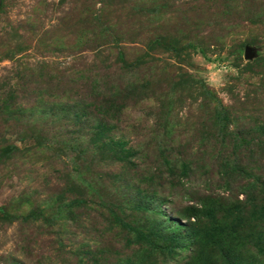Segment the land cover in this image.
Masks as SVG:
<instances>
[{
	"label": "rangeland",
	"instance_id": "rangeland-1",
	"mask_svg": "<svg viewBox=\"0 0 264 264\" xmlns=\"http://www.w3.org/2000/svg\"><path fill=\"white\" fill-rule=\"evenodd\" d=\"M248 1L233 2L238 8L228 18L221 7H212L218 4L217 0L212 3L211 0H0V90L10 86L19 90L30 86L31 90V95L20 91L15 96L13 103L21 100L25 104L19 103L21 108L13 117L0 113V207L14 218L10 223L0 216V264H79L78 260L84 262L79 253H86L85 246L97 242L95 237L88 236L92 221L81 212L83 206L74 209L73 220L68 211L57 213L47 222L21 220L33 209L48 210L49 215H54L57 203L78 195L71 189L79 175L66 173L73 163L68 147L75 142L79 147L86 145L89 135L79 127L71 131L67 118L58 120L69 110L71 100L84 92L83 82L68 81L65 72L76 74L99 57L116 59L121 47L128 60L143 53L151 54L149 60L153 66L149 63L147 70L152 73L146 82L152 91L160 94L174 90L171 100L175 105L172 118L178 130L175 135L186 144L188 138L193 139L190 136L211 131L209 124L207 127L201 123L200 83L208 84L226 104H233L238 110L242 104L237 100L256 96L259 77L253 71H246L249 59L244 53L239 55L234 51L249 39H258L264 46L262 14L253 12L256 23L248 21ZM141 5L143 10L134 9ZM103 24L114 27L113 36L99 32ZM136 30L139 35L135 34ZM157 34L180 41L190 38L199 46L182 57L177 56L149 46L150 39ZM159 57L166 60V67L160 64L156 69L155 59ZM182 74L192 75L193 87H179ZM52 78L61 84L52 82ZM156 96L144 107L127 109L122 126L116 128L118 137L125 138L129 145L139 146L140 150L154 141L153 106L159 104ZM244 124L243 127L238 120L237 125L233 123L230 127L246 129L249 120ZM41 131L45 132V145L35 139ZM13 143L23 152L12 160L2 161V147ZM190 150L198 153L192 155V161L199 168L187 185L203 192L207 188L206 180L209 178L211 182V170L202 157L210 149L200 148L194 141ZM76 159L80 164L84 160L79 156ZM108 168L98 162L93 169L104 173ZM217 168L213 161L215 180H218ZM113 169L125 171L122 166ZM205 170L210 173L207 177L200 173ZM105 179L111 183L113 177ZM166 179L169 183L172 180L168 174ZM170 200L171 205H163L168 216H177L175 211L188 203L178 189ZM186 255L187 251H183L180 260Z\"/></svg>",
	"mask_w": 264,
	"mask_h": 264
},
{
	"label": "trees",
	"instance_id": "trees-1",
	"mask_svg": "<svg viewBox=\"0 0 264 264\" xmlns=\"http://www.w3.org/2000/svg\"><path fill=\"white\" fill-rule=\"evenodd\" d=\"M217 1L218 4L212 7H221L227 17L232 18L238 8L233 2L238 0ZM247 3L250 6L248 21L256 23L253 14L256 11L264 20V8H260L264 6V0ZM134 9L141 11L143 5ZM100 27L103 36L114 35L112 25ZM139 33L135 31V34ZM171 38L165 34L154 35L149 46L181 57L199 46L190 38L182 41ZM259 41L249 39L234 50L245 56L247 45L255 48L256 56L249 60L246 71H253L259 77L256 96L237 100L242 104L238 110L235 105L226 104L208 84L198 82L203 95L201 123L209 124L211 131L190 136L193 139L188 138L186 144L175 135L178 130L172 118L175 105L171 100L174 90L160 94L152 91L146 82L152 73L147 70V66H153L149 60L151 54L143 53L128 60L121 47L116 59L99 57L76 74L65 72L68 81L83 82L84 92L71 100L67 106L69 110L58 120L67 118L71 122L67 124L71 131L79 127L89 135L86 145L83 143L84 146L79 147L75 142L68 147L73 163L69 164L66 173L79 175L71 189L78 195L57 203L54 215H49L48 210L33 209L22 216L23 223L47 222L65 211L73 220L74 209L83 206L81 212L86 214L89 222L92 221L88 236L95 237L97 242L85 246L86 253L84 250L79 253L84 261L78 260L79 264H264V50H261L264 46ZM201 52L205 53L202 46ZM155 63L156 69L161 67L160 64L166 67V60L161 57L156 58ZM90 65L92 68L89 69ZM51 80L61 84L54 78ZM194 81L192 75L182 74L179 87H193ZM2 89L0 113L13 117L24 103L21 100L13 103L15 96L20 95V91L31 95L30 86L22 90L16 86ZM154 95L159 102L153 106L156 134L153 143H147L140 150L139 146L129 145L125 138L118 137L116 128L122 126L120 123L127 109L146 106ZM238 120L243 127L244 121L249 120L246 129L230 127L233 123L237 125ZM44 133H37L35 139L45 145ZM194 141L200 148L208 146L210 149L202 157L211 170V182L209 178L206 180L207 188L203 192L187 185L188 181L194 180L199 168L192 161V155H198L190 150ZM2 148V161L12 160L23 152L15 143ZM78 156L84 159L81 164L76 159ZM213 161L218 164V180L214 179L215 173L211 169ZM98 162L109 167V171L94 170V163ZM116 166H122L125 171H114ZM208 172L200 173L207 177ZM166 174L172 178L170 183ZM110 175L113 177L111 183L105 179ZM176 189L188 203L175 211L177 216H168L163 205H171L170 196ZM0 216L10 223L14 221L12 214L2 207ZM183 251H187V255L180 260Z\"/></svg>",
	"mask_w": 264,
	"mask_h": 264
},
{
	"label": "water",
	"instance_id": "water-1",
	"mask_svg": "<svg viewBox=\"0 0 264 264\" xmlns=\"http://www.w3.org/2000/svg\"><path fill=\"white\" fill-rule=\"evenodd\" d=\"M255 56H256L255 48L251 45H247L245 49V58L251 60Z\"/></svg>",
	"mask_w": 264,
	"mask_h": 264
}]
</instances>
